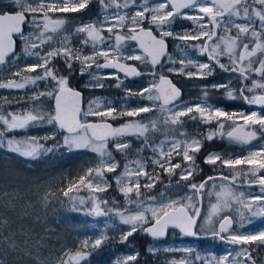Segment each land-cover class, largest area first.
<instances>
[{
	"label": "snow or ice",
	"instance_id": "1",
	"mask_svg": "<svg viewBox=\"0 0 264 264\" xmlns=\"http://www.w3.org/2000/svg\"><path fill=\"white\" fill-rule=\"evenodd\" d=\"M92 2L9 0L4 5L0 0V67L11 70V78L0 82V89H35L26 93L28 99L25 102L30 106L22 111H7L0 106V149L6 148L24 158L38 159L53 149H45L35 136L17 138L16 134L34 126L49 125L54 130L46 138L55 140L59 135L58 146L70 152L89 150L98 157L97 166L88 167L63 191V195L69 197L70 193L79 192L81 186L86 188L89 197H79L78 202L80 205L90 203V214L112 215L129 226V230L122 234L121 242L128 241L138 231L153 238L163 237L169 227L194 236L197 234L194 231L197 218L201 215L198 205L208 182L216 179L209 176L199 184L192 180L204 142L225 136L242 145L264 141V114L257 111L248 114L228 112L212 106L207 102L208 85L203 86L205 103L189 104L182 101L181 88L170 77L207 79L218 68L235 74L239 86L232 87L229 81L227 84L213 83L210 85L212 89L223 88L228 99H241L248 105L264 108V0H159L152 6L148 0L139 6L137 0H96L99 5L97 18L74 26V31L83 36V48L91 46L92 51L85 54L83 48L72 45L69 36L64 35L68 17L55 14L81 13ZM177 18L195 22L198 30L187 34L174 33L171 24ZM26 28L31 31L26 32ZM168 38L181 42L199 41L191 48L201 56L206 55L207 60L173 56L168 52ZM18 41L23 45L20 52L17 51ZM130 42L137 45L136 49L128 47ZM177 47L181 52H187L186 43ZM225 58L227 63L222 62ZM57 59L63 61L64 69L54 63ZM21 60L25 62L21 64ZM122 61L139 62L154 77L153 82L138 94L126 89L129 97L138 95L152 104L118 111L115 106L105 105L100 98H94L85 107L83 91L71 86L73 64L79 63L80 76L90 77L84 88L94 90L105 86L94 69H118L125 77L144 75L139 65ZM192 68L196 70L192 71ZM105 78L119 80L116 73ZM41 82L43 89L40 88ZM4 103L12 102L5 99ZM142 114L151 115L145 119ZM124 116L130 119L120 125L110 122ZM186 119L198 120L205 125L215 122L217 127L209 128L206 133L189 132L185 127ZM226 126L230 130L225 132ZM130 138L139 141V147L135 149L137 158L131 160L129 150L133 140ZM148 150L151 157L140 155ZM115 154L125 161L119 173L117 169L121 164ZM175 156L184 163H173ZM203 162L227 168L232 173L230 176L222 173L220 177L231 181V185L221 184L218 191L208 193L215 195L216 203L210 204L204 217L205 225H212L213 218L226 210L240 217L241 226L246 212L252 216H264V143L241 157L225 158L223 153L209 152ZM149 164L153 166L151 175L147 168ZM108 173L116 175L109 180ZM161 173L169 177L179 175L174 187L191 194L173 197L171 180L164 190L154 195L141 191L142 188L149 192L154 189L161 182ZM240 176L246 178L249 187L259 185L261 194L245 198L243 192H234L233 186ZM113 182L125 199L124 206L117 207V202L112 200L113 207L109 208L110 201L97 195L106 193ZM70 199L75 202L77 197ZM18 200L9 194L12 207L6 205L7 212L16 211ZM22 218L19 211L16 219L0 211V264H49L43 255L46 241L38 234L34 236L32 230L22 224L18 225L17 220ZM233 222V216L224 214L218 221V229H210L213 236L240 246L236 257L230 260L229 253L216 260V264H258L253 252L264 248V230L258 233L229 232ZM223 233L229 234L225 237ZM106 239L103 235L91 243L86 239L75 252H61L55 264H82L91 255L86 249H99ZM149 251L153 249L149 248ZM137 259L138 254L128 255L117 264H130ZM170 264L184 262L172 261Z\"/></svg>",
	"mask_w": 264,
	"mask_h": 264
},
{
	"label": "rangeland",
	"instance_id": "2",
	"mask_svg": "<svg viewBox=\"0 0 264 264\" xmlns=\"http://www.w3.org/2000/svg\"><path fill=\"white\" fill-rule=\"evenodd\" d=\"M5 3H9V0H2ZM149 5H155L159 2V0H148ZM144 0H137V5H143ZM95 10L98 14L99 12V5L96 3V0H94ZM127 11V10H126ZM189 11V10H185ZM56 16H64L63 13H56ZM97 17H95L96 19ZM94 20V19H90ZM89 20H85L84 22H87ZM79 24V23H77ZM76 22L72 23L69 22L65 28L67 29L68 26L70 27L71 33L64 32V35H68L69 39L71 40V43L73 41V35H75L77 38H79V41L83 39L82 34L78 35L74 31V26L77 25ZM185 25L187 26L189 32H195L197 31V25L195 22L183 19V18H177L172 24L171 29L174 31L175 25ZM191 30V31H190ZM26 32L31 31L30 28H26ZM188 32V33H189ZM175 33V32H174ZM187 34V33H184ZM106 35V33H105ZM170 41H172V49L169 51L170 54L173 56H176L178 58H191L197 61H206L207 56H201L198 53H196L192 48V44H199V41H190V42H181L173 40L172 38H169ZM114 43V41H112ZM187 45V52H181L180 48L177 47V45L185 44ZM132 42L129 43L128 47L131 49H136V45H131ZM20 47L17 50L18 52L21 51L23 45L19 43ZM72 45L76 46L77 48H80L79 44L73 43ZM90 49L83 50L85 54L92 51L91 46H89ZM25 60H21V64H23ZM28 63L33 62V60H27ZM102 62V61H101ZM132 62V61H131ZM136 65H139L141 70L144 71V75L139 76L138 79L133 82L129 83L125 80L123 76H120L116 74L119 77V80L115 79L113 82V86L120 90L121 92H124L125 95L122 97H112V96H99V97H89L87 102L94 98H100L102 101H104L105 105H112L117 108V110L122 109H132L136 106H143L147 104H152V101H148L146 99H141L138 96H134V101L131 97L127 95L126 89L130 90L133 94V88H143L148 87L151 82H153L154 77H152L150 74H148L147 70L145 69V66L142 64H139V62L133 61ZM56 65H58L57 61H54ZM15 65H13V68ZM167 67V64L165 65ZM179 67V65H177ZM218 69V68H217ZM192 71H195V68L191 69ZM96 73L99 74L101 77L102 82L104 81L105 77L113 73L112 71H107L105 69H94ZM173 77V76H172ZM11 78V70H9L6 66L0 67V82H7V80ZM141 78V79H140ZM175 78L181 79L183 82H185L184 88L189 89L192 91V89H197L199 92V98L196 97H187L185 99H182V101L187 102L189 104H196V103H205V97L203 96L204 88L203 86L208 85V92L209 95H211V91H219L212 89L210 87L213 83H225L227 84L229 81H233L237 79L236 75L230 72H222L221 75L218 78H211L210 76L207 79H197L202 83H197L196 78L188 79L184 76H175ZM88 82L90 77L87 76ZM258 79V78H256ZM192 81L187 82L186 81ZM87 82V83H88ZM122 82V83H121ZM120 83L121 86L117 87L116 85ZM195 84V85H194ZM132 86V88H131ZM222 89V88H221ZM35 89L33 87H29L26 89L21 90H9V89H0V96L6 95H15L20 94L23 97H27V94H30ZM142 90V89H141ZM131 98V99H130ZM143 101L141 104H139L140 101ZM87 102L84 103L85 107H87ZM207 102L211 104L214 107H219L222 110H224L220 105L214 104L210 102L207 99ZM248 105L247 103H245ZM252 107V108H251ZM247 108H250L249 110L240 109L239 112H243L245 114L250 113L251 111H257L258 113L264 114L261 110L255 109L252 105H248ZM97 119V118H96ZM129 117H122L120 119L114 120L119 121V123H113L114 125H120L124 123L125 121L129 120ZM238 123H243V121L238 120ZM217 126V125H216ZM45 129L47 128V125H42ZM230 130L227 126L225 127V132ZM21 135L16 134L17 138H24L26 136H31L32 134H29L28 129L24 132H20ZM161 139L163 137H160ZM229 145H236L237 148L235 152H230L229 154H225V158L228 157H241L246 155L249 150L258 148L261 143H264V141H253L251 144H237L233 143L232 141L228 140L225 136L223 138ZM111 147V145L109 146ZM150 151V150H149ZM218 152L221 153L220 150H212L210 152ZM0 152L4 155H9L11 157L18 156L17 154L8 152L5 149H0ZM151 152V151H150ZM209 152L207 153V155ZM152 153L150 154L151 157ZM7 157V156H6ZM205 157V156H204ZM24 158V157H22ZM129 158L131 159H136ZM27 159V158H26ZM38 163H42L41 169L35 170V174L31 176L30 179L25 178H17L19 180H16V182H11L8 180L7 183L0 184V211H4L6 214L10 215L13 219H16V212H21L23 218L17 220V224H22L27 229L32 230L33 235H39L44 238L46 241L44 245V252L43 255L48 258L49 264H55L56 257L63 251H68L69 254L75 252L77 249L81 247L83 242L87 239L89 243L94 241L97 238H100L101 235L106 236L105 243L101 246V248H104L105 246H115L117 243H123L121 242L122 234L129 230L128 225L122 224L118 218L112 216V215H105V216H95L90 214L91 212V204L85 203L84 205H80L78 202L79 197H89L90 193L89 191L81 186V190L79 192H73L69 194V197H65L63 195V191L66 190V188L74 182L78 177L82 174H84L85 170L88 167H95L97 166L98 157L96 154L92 153L89 150H75V151H69L67 148L56 146L53 148L50 152H45L43 155H41L38 159ZM125 161H123L121 164V167L117 169V173H119L122 170L123 164ZM184 163V162H183ZM182 163V164H183ZM223 168V167H222ZM227 172L230 171L227 168H224ZM13 173L11 170L7 172L6 177L9 176V174ZM15 174V173H13ZM264 174V173H262ZM116 175L115 173H108V179L111 180L112 177ZM196 174L192 179H196ZM19 176V175H18ZM170 177L168 176L167 179H165V183H169ZM162 182V179H161ZM160 182V183H161ZM163 183V182H162ZM196 184H198V180L196 179ZM221 184H228L227 182L220 179L218 182H210L207 186V188L204 190V201H203V208L201 213V218L199 220L197 228L205 233L212 232L211 228H216V224L218 223L219 219L224 214H229L234 217V228L231 232H239V233H258L261 230H264V216H252L251 213H245L243 226H241L240 217L232 211H225V213H221L220 216L213 218V224L212 225H205L204 217L208 214L210 204L216 203L215 195H208L210 192H215L219 190V185ZM213 185H216L214 188ZM165 187L161 189L164 190ZM155 189V188H154ZM152 189V190H154ZM152 190L149 191L146 189H141V191L145 192L146 195H154L155 193L152 192ZM171 190V187H170ZM233 191L239 194L240 192H243L245 195V198L249 196H256L260 195V188L257 187L255 190H249L245 188H236L233 186ZM9 194L13 197L19 198L18 203L16 204L15 208L16 211L13 212H7L6 205L8 208L12 207V205L9 203ZM191 193L185 192L183 194H179L180 196L190 195ZM102 198H107L110 202L112 200H115L117 196L122 197V202L120 206L125 205V199L123 195L119 192L117 189L115 183L113 182L112 187L109 188V190L106 193L97 194ZM77 197V200L74 202L70 197ZM46 197V199H45ZM173 197H176V195L173 194ZM75 203V207H74ZM103 206V205H102ZM117 207H120L119 205H116ZM128 207H132L131 205H127ZM107 207L111 208L112 205H107ZM235 207H239V205H235ZM149 248H152L153 251H170V252H182L183 256L181 258L176 259L175 261L180 262L183 261L184 263L188 262H196V263H202V264H216V260L219 258L228 255L231 253V256L229 259L231 260L233 257H236V253L240 250V246L234 245L230 246L225 243H217L212 240L206 241L205 243H201L200 241L191 240V239H182V238H165L163 241H156L153 242ZM148 248V251H149ZM167 249V250H166ZM264 249V248H263ZM88 252L93 251L91 247L86 249ZM189 250V251H185ZM152 252V251H151ZM134 252L130 249H127L125 253H118L114 260L110 261L108 264H117V261H122L124 258H126L128 255H134ZM253 255L256 257V260L258 261V264H264V256L262 258V262L257 259V252H254ZM197 256L200 257V259H197ZM215 258V259H214ZM82 264H86L82 262Z\"/></svg>",
	"mask_w": 264,
	"mask_h": 264
},
{
	"label": "trees",
	"instance_id": "3",
	"mask_svg": "<svg viewBox=\"0 0 264 264\" xmlns=\"http://www.w3.org/2000/svg\"><path fill=\"white\" fill-rule=\"evenodd\" d=\"M2 3L4 5L8 4L7 2L5 3L4 1H2ZM95 5H94V0L93 2L90 4L89 8L84 10L81 13H63L64 16L68 17L69 22L74 23L77 22L79 20H83V19H95V17H97V13L95 10ZM188 27L181 24L176 26L175 25V33H179V34H184V33H188L189 30L187 29ZM191 31V30H190ZM68 33L71 32L70 27L68 26L67 31ZM171 46V45H170ZM19 49V47H18ZM172 47L170 48L169 51H171ZM58 63V67L61 69H64V64L63 61L60 59L56 60ZM222 62L227 63L226 58L224 60H222ZM79 68L80 65L79 63H74L73 64V73L71 75V86L81 89L84 92V97H85V101L84 103L87 102V100L89 99V97H99V96H112V97H122L123 95H125L124 92H121L120 90H118L117 88H115L113 86V82L114 79L113 78H105L103 83H104V88L102 89H86L84 88V85L88 82L87 79V75L84 76H80L79 75ZM223 71L220 69H217L216 72L210 76L211 78H218L221 73ZM67 74V73H65ZM258 78V77H255ZM141 79V78H140ZM259 79V78H258ZM173 80L174 82L181 86L183 88V97L182 99H185L187 97H196L199 98V92L197 89H192V91H190L187 88H184V86L186 85L185 82H183L181 79L175 78V76H173ZM197 83H202V81L200 82L199 80L195 79ZM187 84L188 82H192V81H186ZM195 85V84H194ZM231 86L232 87H238L239 86V80L235 79L231 82ZM44 85L41 82L40 83V88L43 89ZM132 88V87H131ZM141 87L136 89L133 88L134 94H138L141 91ZM225 90L222 88L219 91H211L210 93L211 95H209L208 100L214 104L220 105L225 111L228 112H238L240 111V109H246L249 110L250 108H247L248 105H246L245 101L241 100V99H228L226 98V96L224 95ZM134 96H138V95H133L131 96L132 100L134 101L135 99L133 98ZM130 98V99H131ZM8 100L11 101V104H5L4 101ZM27 97H23L20 94H15V95H6L4 94L3 96H0V106H3L4 109H6L7 111H22L25 108H28L30 105L29 103H26L25 101H27ZM143 101L141 100L139 102V104H141ZM252 108V107H251ZM262 112H264L263 110H261ZM149 115L151 114H142L143 118H147ZM90 119H96V118H90ZM112 123H119V121H112ZM185 127L188 129L189 132H194V131H199L201 133H206L209 128L211 129H215L216 123L213 122V124L211 125H205L200 123L198 120L197 121H191V120H187L186 119V123H185ZM54 129L51 128V126L47 125V128L45 129L44 127H42V125L40 126H34L28 129L29 134H32L31 136H35L41 144L44 145L45 149L51 148L53 149L54 147L58 146V141L60 140V136L57 135L56 139H48L46 137L51 135V131H53ZM18 135H21L20 133ZM26 136V135H25ZM18 137V136H17ZM133 140V145H132V149L129 150V158H134L136 157L135 154V149L139 147V141L136 140V138H130ZM236 145L232 144L229 145L224 139H221L219 137H217L216 139H214L212 142H204V147L202 148L201 152L199 153V155L197 156L196 159V165H197V171H196V179L202 181L203 179L207 178L210 175H215V174H219V173H223L227 176H230L229 172H227L226 170H224V168L220 167L219 165H217L216 167H213L212 165H207L205 164L204 161V156L207 155L208 152L212 151V150H220L221 153L223 154H229L230 152H235L236 151ZM151 152L148 150L146 152H142L140 153L141 156H145V157H150ZM116 155V159L118 161H120V163H122L124 161V159L119 155V154H115ZM7 156V157H6ZM173 163H183L181 161V158L179 156H175L173 161ZM42 163H38V160L36 159H26V158H22L21 156H13L11 157L9 155V153H7V155H4L3 153L0 152V184L3 183H7L8 180L11 182H16V180H19L17 178H25V179H30L32 175L35 174V170H39V168L41 169ZM148 168V172L151 175L152 174V168L153 166L151 164H149L147 166ZM11 170L13 173L9 174L8 177H6L7 172ZM157 172H159V169H156ZM179 169L177 170V173H179ZM37 173V172H36ZM19 175V176H18ZM168 175L165 173H161L160 174V180L162 179L161 183H157L156 187L154 190H152V192H154L155 194L160 192L161 189L163 187H165L166 185H168L169 183H165V179H167ZM179 179V175H175L170 177L169 181L171 180V192L174 195L177 194H183L185 192H187V190L181 188V189H177L174 187L176 181ZM196 179H192L193 182H196ZM246 180V178L244 176H240L236 182L237 183H243ZM219 182L220 180L215 179L213 182ZM212 182L209 181L208 184ZM186 183V182H184ZM230 185V184H229ZM207 188V187H206ZM245 189H249L252 190L251 188H247V187H243ZM150 193V192H149ZM107 199V198H104ZM115 201L117 202L116 205L121 204L122 202V197L121 196H117L115 198ZM204 201V198H203ZM108 205H112L113 204L110 202ZM202 205L203 202H202ZM198 232L200 234H209V233H205L201 230L198 229ZM168 238H182V239H186L185 237L181 236L177 231H170L168 236ZM187 240V239H186ZM214 241L217 243H220L218 240L210 238V239H199V241L201 243H205L206 241ZM155 240H153L152 238L150 239L143 231H138L137 233H134L133 236L129 237L128 241H126L125 244L123 243H117L115 246H105L104 248H99V249H94L93 251H91V256L90 259H88L87 261H84V263L86 264H108L110 263V261L114 260L115 257L117 256V252L118 253H125L127 249H130L131 251L135 252L138 254V259L135 262H130V264H170V262L175 261L178 258H181L183 256L182 252H170V251H148L149 246L154 242ZM255 252H257V259L259 261L262 262V258L264 256V249L263 248H258ZM184 264H202V263H196V262H188V263H184Z\"/></svg>",
	"mask_w": 264,
	"mask_h": 264
},
{
	"label": "water",
	"instance_id": "4",
	"mask_svg": "<svg viewBox=\"0 0 264 264\" xmlns=\"http://www.w3.org/2000/svg\"><path fill=\"white\" fill-rule=\"evenodd\" d=\"M168 48H169V44H168ZM103 62V61H102ZM122 62H125V61H122ZM127 63V62H126ZM128 64H130V63H128ZM130 65H133V64H130ZM106 70H111V71H114V72H117V73H119V74H122L123 76H124V74L123 73H121V72H119V70L118 69H111V68H107ZM125 77V76H124ZM128 79H130V80H133V79H135V78H137V77H127ZM171 79H173L172 78V76L170 77ZM173 82H174V80H173ZM175 83V82H174ZM178 86V85H177ZM179 87V86H178ZM180 88H181V91H182V97H183V88L180 86ZM83 95H84V92H83ZM182 97H181V99H182ZM254 108H256V109H258V110H263L264 111V108H262V107H260V106H257V105H252ZM112 123V122H111ZM221 174L222 173H219V174H215V175H210L211 177H215L216 179H218V180H220L221 178ZM224 175V174H223ZM226 176V175H225ZM209 177V176H208ZM206 179V178H205ZM205 179H203L202 181H204ZM201 181V182H202ZM200 182V183H201ZM227 182H231V181H227ZM236 185H239L240 187H249L248 186V184L244 181L243 183H236ZM255 187H259V185H253V186H251V187H249V188H255ZM202 202H203V198H202V200H201V202H200V204L198 205L199 207H200V211H201V213H202V208H203V205H202ZM228 215V214H227ZM229 216H231V215H229ZM200 218H201V215H200V217L199 218H197V225H198V222H199V220H200ZM222 218V217H221ZM233 224H234V222H233ZM197 225H196V227H197ZM218 223L216 224V228L218 229ZM194 228V231L196 232L197 231V228ZM233 229V225H232V227L229 229V232L231 231ZM170 231H177L180 235H182L183 237H185L186 239H194V240H199V239H204V238H210V237H214V238H216V239H219L221 242L223 241V242H225V243H227V244H229V245H232V244H230L229 242H228V240L227 239H221L219 236H213L212 235V232L210 233V234H196V235H194V236H190V235H186V234H184V233H182L181 231H180V229L179 228H175V227H169L167 230H166V233H165V235L163 236V237H159V238H153L152 236H150V235H148V234H146L150 239L152 238L153 240H156V241H163V239H165L167 236H168V234H169V232ZM197 233V232H196ZM228 233H223L222 235L223 236H225L226 237V235H227ZM232 246H234V245H232ZM91 256V255H90ZM90 256H89V258L88 259H90ZM87 259V260H88Z\"/></svg>",
	"mask_w": 264,
	"mask_h": 264
},
{
	"label": "flooded vegetation",
	"instance_id": "5",
	"mask_svg": "<svg viewBox=\"0 0 264 264\" xmlns=\"http://www.w3.org/2000/svg\"><path fill=\"white\" fill-rule=\"evenodd\" d=\"M85 20H90L89 18H87V19H83V20H79V21H77L76 22V24L77 23H81L82 21L84 22ZM147 26V25H146ZM71 33V32H70ZM73 37V41H72V44L73 43H77V44H79V46H80V48H83V46L81 45V42L79 41V38H77L75 35H73L72 36ZM19 41H18V47H20V45H19ZM168 44H169V48H168V52H169V50H170V48L172 47V41H170V39L168 38ZM131 45H136L134 42H132V44ZM171 45V46H170ZM18 47H17V50H18ZM76 47V46H75ZM136 47H137V45H136ZM88 49H90L89 47H87V48H83V50L85 51V50H88ZM125 62H127V63H130V64H133V65H136L133 61L131 62V61H125ZM106 70V69H105ZM108 71V70H107ZM109 71H111V70H109ZM113 73H116V74H118V75H120V76H123L122 74H119V73H117V72H114V71H112ZM88 76V75H87ZM124 77V76H123ZM125 78V80L127 81V82H129V83H133V82H135L137 79H138V77L137 78H135V79H133V80H130V79H128L127 77H124ZM115 80V79H114ZM132 87V86H131ZM112 122V121H111ZM223 180V179H222ZM223 181H225V180H223ZM201 181L200 180H198V183H200ZM225 182H227V181H225ZM228 184H232V182H227ZM236 183L237 182H235V185H234V187H236V188H238V189H240V188H242V187H240L239 185H236ZM255 188H257V187H255ZM255 188H251L252 190H255ZM243 189V188H242ZM231 232V231H230ZM197 233H199L198 231H197ZM229 234V233H228ZM228 236V235H227ZM226 236V237H227ZM216 239V238H215ZM218 240V239H217ZM196 241H199V240H196ZM220 241V240H219ZM154 242H156V241H154ZM221 242V241H220ZM221 243H225V242H221ZM226 244V243H225ZM228 245V244H227ZM254 253V252H253ZM134 255H136L137 253H133ZM255 257V256H254ZM256 258V257H255Z\"/></svg>",
	"mask_w": 264,
	"mask_h": 264
}]
</instances>
